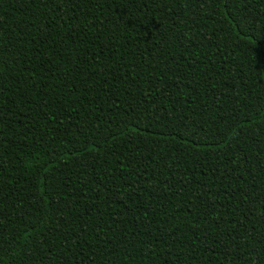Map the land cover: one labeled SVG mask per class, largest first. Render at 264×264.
Returning <instances> with one entry per match:
<instances>
[{
    "label": "trees",
    "instance_id": "16d2710c",
    "mask_svg": "<svg viewBox=\"0 0 264 264\" xmlns=\"http://www.w3.org/2000/svg\"><path fill=\"white\" fill-rule=\"evenodd\" d=\"M0 264H264V0H0Z\"/></svg>",
    "mask_w": 264,
    "mask_h": 264
}]
</instances>
